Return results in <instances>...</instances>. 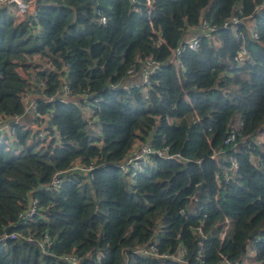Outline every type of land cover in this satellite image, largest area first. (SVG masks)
<instances>
[{
  "label": "trees",
  "instance_id": "trees-1",
  "mask_svg": "<svg viewBox=\"0 0 264 264\" xmlns=\"http://www.w3.org/2000/svg\"><path fill=\"white\" fill-rule=\"evenodd\" d=\"M41 2L31 24L0 7V115H21L33 92L50 135L20 123H11L15 140L0 134V237L47 234L50 243L42 252L0 241V264H70L68 255L80 264H264V0ZM253 14L259 38L245 23L223 26ZM203 18L217 36L182 52L177 71L165 60ZM147 59L161 66L143 91L130 73ZM64 85L68 97H86H40ZM147 139L178 156L153 155L125 173L120 163ZM92 162L90 173L36 190ZM31 196L38 211L20 222ZM150 245L158 256L138 251Z\"/></svg>",
  "mask_w": 264,
  "mask_h": 264
},
{
  "label": "built area",
  "instance_id": "built-area-1",
  "mask_svg": "<svg viewBox=\"0 0 264 264\" xmlns=\"http://www.w3.org/2000/svg\"><path fill=\"white\" fill-rule=\"evenodd\" d=\"M149 3V2H148ZM41 0H0V7L1 6H8L10 11L13 12V15L16 19V21H28L29 24L34 20L39 8L41 7ZM94 11H98L97 9H94ZM254 14L247 16V17H238L236 15H233L230 19L226 20L224 22V27L229 28L231 26L234 27L235 30L238 29V24L245 23L247 25L248 32L252 35L253 38H259V33L255 29V27L251 24L252 21H254ZM252 20V21H251ZM101 21L104 22L105 19L102 17ZM215 28L211 25V23L203 18L201 21L193 28L191 34L189 37H187L185 40L181 41L178 46L173 49L170 53V55L165 60L167 63L171 64L177 71L179 69H182V71H185V68H183L180 55L182 52H185L187 50H198L201 46V42L203 38H210L214 35ZM248 58L246 49L241 50L237 56L236 60L237 62L241 63L244 62ZM161 66V62L155 61L152 59H147L144 63V66L141 70L142 74V81L138 84H136L137 87L140 85L142 86V89L145 90V85H149L150 83V76L156 72V70ZM40 86H44V82L42 81L40 83ZM42 94V93H41ZM70 96V91L67 85L63 86L62 91L57 92L54 96L51 97H45L44 94H42L40 97L43 98V100L51 101L55 98H57L59 101H69L70 99H74L73 102L77 103L81 98H85L86 95H80L74 97H68ZM22 103L24 105V110L21 115H14L12 117H7L5 115H0V134L1 133H7L11 135L10 141L15 140L16 138V131L11 126V123H20V120L26 115L31 114L33 119L36 120V125L34 127V133H36L38 139L42 140H49L50 135L47 130V118L45 115H43L40 110L38 109V103L37 98L33 95V92L28 91L26 94L22 95ZM84 113L86 111L82 110ZM87 115V113H86ZM233 140V137L229 138L228 141ZM227 141V142H228ZM169 148H155L151 142V139H147L139 145V147L134 151L131 155L127 156L121 163L120 168L125 173H130L132 176L135 175L137 171H140L142 168L147 167L151 164V158L153 155L164 157L168 159H172L173 157H177L178 154L176 153H168ZM216 155V154H215ZM214 155V156H215ZM94 168V163L89 164H72L67 170L59 171L54 173V175L51 178V181L48 185V188H54L57 189L61 186L64 180V175L67 172H84V173H90V171ZM38 211V199L34 196H31L29 198V201L25 208L19 213L18 220L20 222L26 223L27 221H30L34 218ZM8 240H18L20 242H26V243H39L40 250L42 252H46L47 248L50 243V238L47 234L44 235L43 239L41 241H38L34 238L31 234H21L16 232H5L0 237V241L5 243ZM139 252L142 254H150L152 256H158L156 254V249L154 245H150L148 249H139ZM164 255V254H163ZM162 256V255H159ZM62 259L66 260L70 264H80L79 260L73 256L68 255L62 257Z\"/></svg>",
  "mask_w": 264,
  "mask_h": 264
},
{
  "label": "rangeland",
  "instance_id": "rangeland-1",
  "mask_svg": "<svg viewBox=\"0 0 264 264\" xmlns=\"http://www.w3.org/2000/svg\"><path fill=\"white\" fill-rule=\"evenodd\" d=\"M131 75H133L134 78L139 79L138 82L142 81V74L140 72H131ZM140 74V76H139ZM130 75V76H131ZM142 85H140L139 87H141ZM144 91V90H143ZM33 95H35L33 93ZM86 113H88V111H86ZM88 131L91 132L92 135H94L95 137H98L100 135V130H99V125L94 123V120L89 121L88 123ZM141 143H136L132 149V151L129 153V155H131L134 151H136V149L139 147Z\"/></svg>",
  "mask_w": 264,
  "mask_h": 264
},
{
  "label": "crops",
  "instance_id": "crops-1",
  "mask_svg": "<svg viewBox=\"0 0 264 264\" xmlns=\"http://www.w3.org/2000/svg\"><path fill=\"white\" fill-rule=\"evenodd\" d=\"M140 76V74H139ZM139 79H132V84H138L140 82H138ZM20 125L23 126V128L25 127H30V128H34L36 125V121L33 119L31 114H26L21 120H20Z\"/></svg>",
  "mask_w": 264,
  "mask_h": 264
},
{
  "label": "water",
  "instance_id": "water-1",
  "mask_svg": "<svg viewBox=\"0 0 264 264\" xmlns=\"http://www.w3.org/2000/svg\"><path fill=\"white\" fill-rule=\"evenodd\" d=\"M43 189H48V185L47 186L40 185L36 190H43Z\"/></svg>",
  "mask_w": 264,
  "mask_h": 264
}]
</instances>
